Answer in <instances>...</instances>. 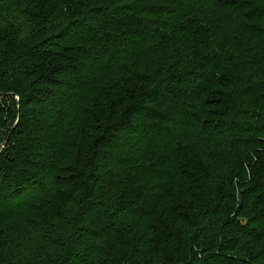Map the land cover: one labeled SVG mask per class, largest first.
I'll return each mask as SVG.
<instances>
[{
	"label": "trees",
	"instance_id": "obj_1",
	"mask_svg": "<svg viewBox=\"0 0 264 264\" xmlns=\"http://www.w3.org/2000/svg\"><path fill=\"white\" fill-rule=\"evenodd\" d=\"M0 264H264V0H0Z\"/></svg>",
	"mask_w": 264,
	"mask_h": 264
}]
</instances>
